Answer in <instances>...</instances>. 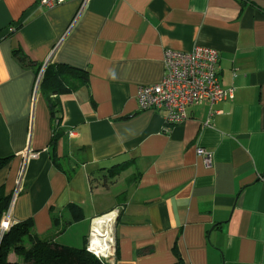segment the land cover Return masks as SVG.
Listing matches in <instances>:
<instances>
[{
    "label": "crops",
    "instance_id": "obj_1",
    "mask_svg": "<svg viewBox=\"0 0 264 264\" xmlns=\"http://www.w3.org/2000/svg\"><path fill=\"white\" fill-rule=\"evenodd\" d=\"M196 45L218 51L232 97L172 125L139 109L164 52ZM48 64L67 74L50 96ZM0 158L32 237L82 248L115 212L112 264H264V0H0ZM116 167L119 188L90 185Z\"/></svg>",
    "mask_w": 264,
    "mask_h": 264
},
{
    "label": "built area",
    "instance_id": "obj_2",
    "mask_svg": "<svg viewBox=\"0 0 264 264\" xmlns=\"http://www.w3.org/2000/svg\"><path fill=\"white\" fill-rule=\"evenodd\" d=\"M87 1L81 0L82 7ZM64 2L66 0H38L40 6L48 9ZM218 56L217 50L199 45L187 52L166 50L163 57V78L158 83L139 87L136 96L138 108L141 110L163 111L165 122L172 125L186 119V108L188 106L207 102L210 107H213L218 102L232 97L233 88L223 89L220 86ZM213 114L214 111L211 110L209 116L211 117ZM196 152L202 157L205 166L209 167L211 165L210 153L202 148H197ZM36 156V152L26 151L27 158H35ZM15 197L16 191L10 199L8 208L2 215L0 235L16 223L11 217ZM91 237L92 227L87 237L86 251L98 258L103 264H112V260L116 256L113 230H111L106 249L101 248V250L93 247Z\"/></svg>",
    "mask_w": 264,
    "mask_h": 264
},
{
    "label": "trees",
    "instance_id": "obj_3",
    "mask_svg": "<svg viewBox=\"0 0 264 264\" xmlns=\"http://www.w3.org/2000/svg\"><path fill=\"white\" fill-rule=\"evenodd\" d=\"M65 74L59 66L53 68L49 64L45 65L40 80L41 89L48 93V96L56 94L58 87L65 85L67 75ZM68 75L73 76V74ZM76 77L82 78L81 75ZM49 105L53 133L55 134L59 120L55 117L54 103L50 101ZM7 162L8 159L0 158V170ZM117 168L112 169L107 175H102L99 181L90 179V185L97 182L107 188L119 175L120 169ZM9 202L10 197L3 196L0 189V221ZM30 230L29 222H16L2 236L0 235V264H103L98 258L87 252L85 247L72 248L56 244L47 238H35L31 236ZM10 254H14L21 261H10L8 259Z\"/></svg>",
    "mask_w": 264,
    "mask_h": 264
},
{
    "label": "bare ground",
    "instance_id": "obj_4",
    "mask_svg": "<svg viewBox=\"0 0 264 264\" xmlns=\"http://www.w3.org/2000/svg\"><path fill=\"white\" fill-rule=\"evenodd\" d=\"M115 217V212H111L97 220H94V230L92 231L91 245L96 248L106 249L108 246L109 232L112 230V223ZM96 222V224H95ZM107 246V247H105ZM101 249V250H102Z\"/></svg>",
    "mask_w": 264,
    "mask_h": 264
},
{
    "label": "rangeland",
    "instance_id": "obj_5",
    "mask_svg": "<svg viewBox=\"0 0 264 264\" xmlns=\"http://www.w3.org/2000/svg\"><path fill=\"white\" fill-rule=\"evenodd\" d=\"M125 175V173H123V174H121V176H117V178H116V180H117V188H119L122 184H123V182H120V179H122V177ZM114 223V222H113ZM113 223H112V228H113ZM109 235L111 236V232H109ZM108 246V245H107ZM107 246H105V247H107ZM19 261H21V259L20 258H17Z\"/></svg>",
    "mask_w": 264,
    "mask_h": 264
},
{
    "label": "water",
    "instance_id": "obj_6",
    "mask_svg": "<svg viewBox=\"0 0 264 264\" xmlns=\"http://www.w3.org/2000/svg\"><path fill=\"white\" fill-rule=\"evenodd\" d=\"M44 70V66L42 67V70H41V73H42V71ZM3 234H1V236H2Z\"/></svg>",
    "mask_w": 264,
    "mask_h": 264
}]
</instances>
